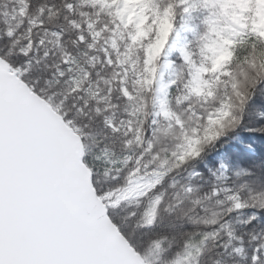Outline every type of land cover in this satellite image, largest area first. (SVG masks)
<instances>
[{"label":"snow or ice","instance_id":"obj_1","mask_svg":"<svg viewBox=\"0 0 264 264\" xmlns=\"http://www.w3.org/2000/svg\"><path fill=\"white\" fill-rule=\"evenodd\" d=\"M21 3L15 11L28 27L15 47L23 66L0 53V264H150L164 242L155 241L146 254L136 231L155 228L165 207L188 227L175 264H199L195 238L220 251L238 239L241 246L232 252L242 253L244 240L234 237L229 217L245 208L264 210V192L246 197L236 186L213 184L201 193L194 182L200 172L188 173L183 183L176 175L205 147L242 127L246 116H257L254 97H264V21L257 20V0H248V26L231 35L216 19L232 0H148L156 23L140 38L129 25L125 46L112 42L124 28L118 19L92 20L106 15L97 10L111 0H93L87 12L65 0L67 31L30 19L31 0ZM118 7L120 0L111 11ZM50 11L42 8L41 16ZM195 12L199 24L181 25L192 39L177 43L176 17ZM129 45L139 49V69L122 60ZM39 65L50 77L46 86L28 75ZM259 102L264 106V99ZM121 104L129 107L121 112ZM162 121L183 144L180 152L165 150L170 166L156 176L161 149L152 138ZM94 124L101 134L90 143L87 129ZM136 183L150 186L136 196L144 204L143 220L132 224L137 214L121 217L119 208ZM256 219L253 213L245 223ZM249 243V264H264V240L253 234Z\"/></svg>","mask_w":264,"mask_h":264},{"label":"trees","instance_id":"obj_2","mask_svg":"<svg viewBox=\"0 0 264 264\" xmlns=\"http://www.w3.org/2000/svg\"><path fill=\"white\" fill-rule=\"evenodd\" d=\"M75 2L80 6L77 8L78 12L81 10L87 12L91 9L92 2L90 0H75ZM165 2L166 0H162L160 4H164ZM64 4L65 0H31L28 17L37 23L42 20L44 25L50 28L53 26L60 27L65 25ZM21 7H23L21 0H0V53L6 55L15 66H23V60L17 55L15 45L28 27L27 20L15 11ZM42 8L50 9L51 11L41 16L40 10ZM97 11L104 12L106 15L99 17L96 15L92 16L93 22L97 18L112 19L106 10L101 8ZM3 13H7V15ZM193 16L194 25L199 24L200 13L195 12ZM76 18L79 19L78 16ZM216 22L220 28L225 27L218 14ZM65 29L66 31L68 30L66 25ZM10 31L14 33L13 37L7 35ZM39 34L43 35V32L41 31ZM48 39L51 40L53 38L49 36ZM191 39L192 36L189 37V40ZM233 41L235 42V37ZM129 51L131 62L139 69L138 47L132 46ZM28 75L30 78L39 81L41 86H46V81L50 78L43 65L34 66ZM261 87H264V85H261ZM260 99H264V97H260L258 92L257 97H254L256 107L258 108L257 116H246L242 127L229 132L214 144L205 147L201 157L186 164L182 170V174L178 173L176 178L183 183L188 178V173L192 171L200 172L202 177L194 182L199 184V191L201 193L213 184L236 186L244 192L246 197L253 193L264 192V132L258 130L264 125V116L260 115L261 112H264V106L260 104ZM128 107V105L121 104V112ZM73 115L79 121V117H76L75 114ZM248 129L253 130L249 131ZM87 132L90 136V143L92 138H98L101 134L99 126L95 124L90 126ZM152 139L153 143L161 149V159L156 162L158 170L155 173V175L160 176L171 163V156H166L165 150L169 153L180 152L182 151L183 141L180 133L173 126L163 121L160 123ZM110 147L113 150H117L118 143H114ZM221 166L225 168V171L224 178L219 180ZM248 173H251V175H248ZM103 179L101 177L102 181ZM149 186L144 183L135 184L133 189L126 195V203L119 208L121 217H127L136 213L137 215L131 223L141 222L144 204L138 202L136 196L143 194ZM168 191L171 194V191ZM209 207L215 210V205H209ZM253 213L256 214L257 219L252 224H246L245 221ZM229 219L230 230L233 232L234 237H242L244 240V244L242 245L244 251L240 254L232 252L233 247L241 246L238 239H233L227 251H220L217 250L212 242L209 241L205 245H200L199 238H195L191 242L197 247L202 248L201 255L198 258L199 264H249L247 256L251 247L249 243L251 235L255 234L261 240H264V210L245 208L239 212H234ZM182 224L185 227L182 228ZM187 232V222L177 219V215L170 214L165 207L159 210L157 226L147 231H136V236L140 240L143 251L146 254L150 250H153L155 241L160 240L164 242V249L159 257L156 255L149 256L150 264H175V261L181 258L177 253L182 254L184 251L183 243L188 239Z\"/></svg>","mask_w":264,"mask_h":264},{"label":"rangeland","instance_id":"obj_3","mask_svg":"<svg viewBox=\"0 0 264 264\" xmlns=\"http://www.w3.org/2000/svg\"><path fill=\"white\" fill-rule=\"evenodd\" d=\"M93 3V0H90ZM162 0H158V3L160 4ZM148 0H120V7L115 9V12L111 11V6L118 3V0H111V4L108 5V7L102 8L106 10L110 17L112 19H118L123 25L124 28L120 31H118L112 40L113 44L118 45H128L127 40L125 39V36L128 34V26L131 25L136 30V36L137 38L144 37L146 33L150 32L152 29V25L156 23V20L153 19V16L155 13L152 11L151 8L145 7ZM105 3H108V0H105ZM257 4L261 6V10L259 15L256 13H252V15H257L258 21H264V0H257ZM248 0H232V6L227 9H221L218 12V16L221 18L223 23L225 24V27H222L224 33H227L229 35L240 32L244 28H246L249 24V14L250 9L248 8ZM194 15V13H193ZM193 17H185L184 19H181V17L178 15L176 17V28L180 30V36L179 38L175 37V34H173V38L177 39V43L183 42V39L187 37L192 36L191 32L185 31L181 28L182 24H185L186 27H191L194 25ZM231 17H235L236 20H232ZM151 20V23L149 21ZM239 21L237 23L236 21ZM261 29H264V22L260 24ZM233 36V40H234ZM132 46H128V51L126 54L122 55V60L124 63L131 62V56H130V48ZM216 45L214 42L210 43L208 46L209 55L215 54ZM151 54L153 56H157L158 49L156 47L151 48ZM175 53H173V56ZM207 58V57H206ZM171 59V57H170ZM206 86H201V92L204 91V88ZM225 168L221 167V172L224 173ZM159 176V175H156ZM223 177H220L219 174V180L223 179ZM143 220V217H142ZM141 220V221H142Z\"/></svg>","mask_w":264,"mask_h":264}]
</instances>
